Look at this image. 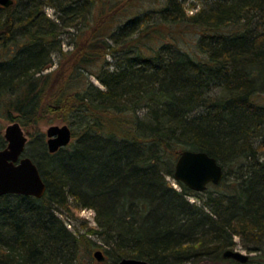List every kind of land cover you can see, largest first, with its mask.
Returning <instances> with one entry per match:
<instances>
[{
    "label": "trees",
    "instance_id": "1",
    "mask_svg": "<svg viewBox=\"0 0 264 264\" xmlns=\"http://www.w3.org/2000/svg\"><path fill=\"white\" fill-rule=\"evenodd\" d=\"M125 1L0 5V119L28 128L47 110L72 131L55 153L41 137L25 146L46 191L0 196V264H92L79 256L91 237L105 254L97 264L218 260L235 238L254 255L233 264H264V0ZM74 25L78 41L63 52L59 35ZM183 149L213 156L221 183L174 187ZM83 208L95 225L80 236L66 221Z\"/></svg>",
    "mask_w": 264,
    "mask_h": 264
},
{
    "label": "water",
    "instance_id": "2",
    "mask_svg": "<svg viewBox=\"0 0 264 264\" xmlns=\"http://www.w3.org/2000/svg\"><path fill=\"white\" fill-rule=\"evenodd\" d=\"M12 0H0L1 6H7ZM5 146L0 148V196L17 194L41 198L46 184L40 172L29 156L24 155L27 136L19 122L8 124L3 132ZM72 140V131L67 124L51 125L45 131V145L49 153H55L67 146ZM174 180L183 183L195 192H203L209 184L218 185L224 177L222 165L205 151L183 149L174 163ZM93 257L102 262L103 250L93 252ZM222 257L240 263H246L249 255L232 249H226ZM117 264H150L146 260L123 257Z\"/></svg>",
    "mask_w": 264,
    "mask_h": 264
},
{
    "label": "rangeland",
    "instance_id": "3",
    "mask_svg": "<svg viewBox=\"0 0 264 264\" xmlns=\"http://www.w3.org/2000/svg\"><path fill=\"white\" fill-rule=\"evenodd\" d=\"M125 2H126L125 7L128 6V8H159L160 7L159 0H135L134 3L131 0H126ZM190 2H191L190 0H187L185 2V7ZM192 2H194V1H192ZM199 4H198V6H199ZM45 11H46V14L48 16H50L51 18L55 17L53 9L46 8ZM79 26L80 25H76V26L74 25L72 27L64 29V31H62L60 33L59 40H61V50L63 52H69V51H72L74 49V46L76 45V41H78V32L80 30V29H78ZM194 33H195V28H193V27L190 29L184 28L181 30V33H179L180 34L179 38L182 42H185L186 40L189 41L193 37ZM52 60H53L54 64L52 65L51 68H49L45 72H52L55 69H57L59 62H60L59 51H55L53 53ZM105 60L106 61L101 62L102 66H108V63L112 64V62H113V58L109 57V56H107ZM65 65L69 67V65H70L69 61L66 62ZM109 66H111V65H109ZM90 80L97 87L102 88L101 83L97 79L91 77ZM223 94H224V92H223L222 87L220 85H218V95H223ZM257 101L264 104V92H261L258 94ZM14 121H17V120H7L4 118L0 119L2 135H3L5 127ZM63 124H67L71 128V126L68 124V122L56 117L54 113H51L47 110H44L40 116H37V120L35 121V123L31 124V126H29L28 128L22 127L23 131L25 132V134L27 136L26 147L28 146L29 141L31 139H33L34 137H41L45 143V131H46V129L51 125H63ZM31 147H33V143L29 144V148H31ZM261 154H262V156H264V152ZM24 155H27V153L24 152ZM168 179L171 181V183L173 184L174 187H176L177 189L180 188L178 186V184H176L174 182L175 181L174 179H172L170 177ZM188 199L191 202H194V201L200 202V199H197L193 196H189ZM55 214L57 216H59L61 219L66 220V218L63 215H61L59 212H55ZM94 217H95V213L91 208H83V209H80L79 211L74 212V216H73L72 221H66V226L69 228L70 231H73V233L81 236L82 234H86V231L89 229V227H92L95 225ZM235 240L237 243H236L235 247L231 248L232 250L241 251V252L249 255V257L254 255L253 252H248L246 249H244L238 243L237 238H235ZM95 242L98 243V241L95 239V237H91V243H89V244H87V242L84 243L82 240V245H81L80 252H79V256H80V259L82 261L90 262L92 264L99 263L93 257V252L95 250L101 249L100 247H98V245ZM88 246H90V247H88ZM191 264H233V263L229 259L221 258L218 260H203V261L193 262ZM248 264H253V262L250 261V262H248Z\"/></svg>",
    "mask_w": 264,
    "mask_h": 264
}]
</instances>
